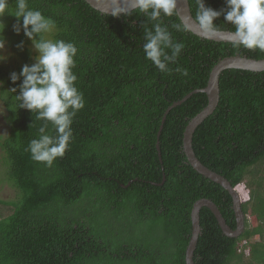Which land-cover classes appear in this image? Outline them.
<instances>
[{
  "label": "trees",
  "instance_id": "1",
  "mask_svg": "<svg viewBox=\"0 0 264 264\" xmlns=\"http://www.w3.org/2000/svg\"><path fill=\"white\" fill-rule=\"evenodd\" d=\"M15 2L10 0L13 9ZM188 3L196 19V0ZM203 3L221 13L214 25L234 31L224 20L226 0ZM28 7L55 22L45 38L76 46L75 86L85 103L73 117L65 155L50 167L34 161L26 149L39 138V127L47 123L44 134L57 135L50 122L16 99L21 68L35 64L39 53L23 27L13 30L22 18H0L4 42L14 54L12 62L0 61L8 125L0 148L15 191L14 198H0V264H186L190 212L200 198L212 200L235 228L231 195L197 172L182 147L185 126L207 104L206 94L192 92L166 113L158 138L161 160L157 133L166 108L203 88L218 60L260 59L264 52L198 37L177 15L152 21L132 9L113 16L85 0H28ZM157 22L174 43L185 45L174 63L166 61L168 72L158 70L143 51L145 32L154 34ZM192 148L204 165L247 190L241 201L244 230L237 237L224 235L213 213L200 209L194 264H264V70L220 73L218 104L195 128Z\"/></svg>",
  "mask_w": 264,
  "mask_h": 264
},
{
  "label": "clouds",
  "instance_id": "2",
  "mask_svg": "<svg viewBox=\"0 0 264 264\" xmlns=\"http://www.w3.org/2000/svg\"><path fill=\"white\" fill-rule=\"evenodd\" d=\"M196 3L195 22L201 33L205 37L218 35L221 29L213 21L221 13L205 7L203 0H196ZM177 4L178 0H131L129 8L147 14L152 21H159L161 14L164 17L178 15ZM226 4L228 10L224 14V20L234 26L231 33L234 47L242 46L248 50L264 52V0H226ZM127 9L118 7L112 15H127ZM6 14L13 15L18 20L22 18V25H13V30L18 33L20 27H23L24 35L33 41L39 53L35 64L21 68L19 75L23 77V81L16 99L22 101L20 107L36 112L37 119L50 122L55 127V138L44 134L47 123L39 127V138L32 139L26 149L34 161L43 162L50 167L54 160L62 158L68 150L73 135V117L84 108V97L75 86L77 76L73 72L74 57L78 50L72 42L45 38L56 24L41 11L30 9L28 0H16L14 9L10 6V0H0V18ZM174 27L181 30L179 24ZM4 28L5 24L0 20V50L4 48ZM34 36H40V39L36 40ZM145 39V59L150 60L161 72L170 71L166 61L174 63L181 49L185 47L183 42H173L171 33L161 22L154 25V34L153 31L145 32ZM166 49L171 50V56ZM3 59L0 56V60ZM177 71L184 76L188 75L186 69L177 68ZM10 79L15 83L17 74L12 73Z\"/></svg>",
  "mask_w": 264,
  "mask_h": 264
},
{
  "label": "water",
  "instance_id": "3",
  "mask_svg": "<svg viewBox=\"0 0 264 264\" xmlns=\"http://www.w3.org/2000/svg\"><path fill=\"white\" fill-rule=\"evenodd\" d=\"M90 6L100 11L101 13L112 14L114 10L118 7L128 8L127 11L132 10L129 8L131 0H85ZM178 10V18L181 23L193 34L198 37L210 39L214 41H224V42H232L231 33L232 30H221L220 33L214 37H205L195 22V18L192 16L188 0H178L177 4ZM236 68V69H245L251 71H263L264 70V57L260 59L250 58L244 55H230L221 58L218 60L211 68L208 76V80L206 85L203 88L195 89L188 94H186L183 98L178 101H175L173 104L168 106L163 113L161 124L159 126V130L157 133V142L156 148L158 150L159 159L160 156V148H159V135L163 126V122L166 117V113L174 106L180 104L184 101L188 96L192 94V92H204L207 96V104L204 108L198 112L195 116H193L185 126L182 137V147L183 151L187 157L190 165L200 174L205 176L206 178L212 180L215 183L220 184L224 189L228 191V193L232 197V207L234 211L236 225L235 228H231L225 221L222 216L217 205L208 198H200L197 199L191 208L190 219H191V233L189 237L188 244L185 250V262L186 264H194L193 262V252L197 244L198 236L200 233V215L199 211L202 207H207L215 216L220 229L223 234L228 237H237L244 230V213L241 208V196L240 193L236 190L235 187L231 185V183L226 179L223 175L218 172L213 171L204 165L195 155L194 150L192 148V135L197 127L208 115H210L214 109L216 108L219 101V75L225 69ZM164 180V179H163Z\"/></svg>",
  "mask_w": 264,
  "mask_h": 264
},
{
  "label": "rangeland",
  "instance_id": "4",
  "mask_svg": "<svg viewBox=\"0 0 264 264\" xmlns=\"http://www.w3.org/2000/svg\"><path fill=\"white\" fill-rule=\"evenodd\" d=\"M0 56H3L4 59L0 60L2 63H10L14 59V54L10 50V48L6 45L4 42V48L0 50ZM6 112L5 108L0 100V139L2 136L7 134L8 131V125L4 118ZM5 167H4V161H3V151L0 148V198L2 199H11L15 196L14 188H12L9 183L6 180L5 177ZM241 200H244L246 198V189L243 185H241L239 188L237 187Z\"/></svg>",
  "mask_w": 264,
  "mask_h": 264
}]
</instances>
